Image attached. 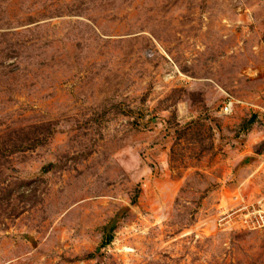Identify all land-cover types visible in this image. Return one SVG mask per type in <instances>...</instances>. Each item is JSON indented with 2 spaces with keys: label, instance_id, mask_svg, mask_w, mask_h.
<instances>
[{
  "label": "rangeland",
  "instance_id": "obj_1",
  "mask_svg": "<svg viewBox=\"0 0 264 264\" xmlns=\"http://www.w3.org/2000/svg\"><path fill=\"white\" fill-rule=\"evenodd\" d=\"M263 195L264 0H0V264H264Z\"/></svg>",
  "mask_w": 264,
  "mask_h": 264
},
{
  "label": "built area",
  "instance_id": "obj_2",
  "mask_svg": "<svg viewBox=\"0 0 264 264\" xmlns=\"http://www.w3.org/2000/svg\"><path fill=\"white\" fill-rule=\"evenodd\" d=\"M223 106L224 110L229 109L231 111V102H226ZM250 211L247 212L246 216L241 219V222L249 229H257L264 227V195L255 201L254 203L248 204ZM248 207H245V209ZM246 209V210H247ZM245 215V214H240Z\"/></svg>",
  "mask_w": 264,
  "mask_h": 264
},
{
  "label": "bare ground",
  "instance_id": "obj_3",
  "mask_svg": "<svg viewBox=\"0 0 264 264\" xmlns=\"http://www.w3.org/2000/svg\"><path fill=\"white\" fill-rule=\"evenodd\" d=\"M239 222V221H238Z\"/></svg>",
  "mask_w": 264,
  "mask_h": 264
}]
</instances>
